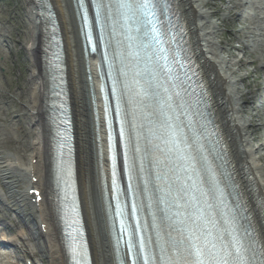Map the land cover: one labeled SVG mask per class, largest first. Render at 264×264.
<instances>
[{
    "label": "bare ground",
    "instance_id": "bare-ground-1",
    "mask_svg": "<svg viewBox=\"0 0 264 264\" xmlns=\"http://www.w3.org/2000/svg\"><path fill=\"white\" fill-rule=\"evenodd\" d=\"M172 2L181 24L179 28L187 43L188 55L196 63L205 88L211 129L224 146L223 157L227 161L226 165L233 179L235 192L243 201V208L246 209L249 225L259 248L264 249V167L256 164L264 161L263 154L257 156V151L260 149L264 151V146L260 145L257 149L250 147L251 138L248 134L250 126L242 119L245 111L239 104L242 95L238 93L235 88L236 81L232 79L233 67L236 66L235 56L213 42L216 31L209 22L211 14L202 11L207 6L208 0H172ZM229 2L234 6L238 5V0H229ZM25 3L28 21L26 50L31 61L32 75V87L26 107L33 128L32 142L29 145L30 161L21 170L20 176H15L16 169L1 168L0 186L2 191L7 192V200L10 204L17 205L20 210L26 206L34 211L35 220L26 239L37 244L38 250L34 256L40 261H46L47 264H67L57 220L58 214L53 207L50 183L52 177L50 121L46 111L47 82L44 77L42 57L45 33L34 1L26 0ZM47 4L56 20L62 43L63 80L74 139L77 195L91 264H114L100 187V178L101 180L104 176L107 178L108 172L105 133L97 91L96 59L83 58L71 0H47ZM246 5L251 6V0H246ZM64 8L69 10L68 23L64 18ZM237 19L248 20L242 14L237 16ZM254 25L255 29L243 28L240 32L251 41V45L243 50L258 51L260 53L258 59L264 69V53H261L263 45L260 41H253V37L258 36L254 31L260 33L262 31L258 23ZM68 34H71L73 50ZM222 51H225V57L222 56ZM86 77H89V82L86 81ZM15 96L18 100L22 98L21 94ZM262 107L264 108V101L258 103V108ZM259 127L264 129V122ZM18 130L22 132L21 128H17ZM146 154L148 155L147 152ZM1 161L3 157H0ZM19 183L26 186L25 192L17 190ZM86 184L90 193L94 228L89 216ZM29 191L39 192L38 203L32 202L33 197L28 195ZM3 219L6 217L3 216ZM5 221L3 222L6 223ZM40 239L43 241L42 246L38 242ZM19 241L23 239L20 238Z\"/></svg>",
    "mask_w": 264,
    "mask_h": 264
},
{
    "label": "rangeland",
    "instance_id": "rangeland-1",
    "mask_svg": "<svg viewBox=\"0 0 264 264\" xmlns=\"http://www.w3.org/2000/svg\"><path fill=\"white\" fill-rule=\"evenodd\" d=\"M25 2L26 0H0V96L3 97L0 98V157H3L0 170L16 169L15 176L22 175L21 170L30 161L29 145L32 142L33 129L26 109L32 75L31 61L26 50L28 21ZM237 4L234 6L229 0H208L202 11L211 14L209 22L216 31L213 42L235 56L236 66L233 67L232 79L236 81L235 88L242 95L239 104L245 111L241 113L242 119L250 126V147L257 149L260 145L264 146V129L259 127L264 122V108H258V103L264 101V69L260 65L258 51L243 50L251 45V41L240 32L243 28L253 30L254 24L258 23L262 33L254 31L258 36L252 39L261 42V53H264V20L261 21L264 18V0H251V6L246 5V0H238ZM68 12L64 8L66 23ZM240 14L248 20H238L237 16ZM68 38L71 42V34H68ZM72 44L73 42L71 47ZM221 54L225 57L226 53L222 51ZM17 94H21L20 100L16 98ZM17 128H21L22 132L17 131ZM257 153V156L264 155L261 149ZM256 164L264 167V161ZM25 187L19 183L17 190L25 192ZM85 192L91 225L94 228L87 184ZM7 197V192L2 191L0 186V243L3 245H0V264H47L34 256L37 254V244L26 240L35 220L34 211L26 206L20 210L17 205L10 204ZM20 238L23 241H19ZM38 242L43 245L41 239Z\"/></svg>",
    "mask_w": 264,
    "mask_h": 264
},
{
    "label": "snow or ice",
    "instance_id": "snow-or-ice-1",
    "mask_svg": "<svg viewBox=\"0 0 264 264\" xmlns=\"http://www.w3.org/2000/svg\"><path fill=\"white\" fill-rule=\"evenodd\" d=\"M113 5L124 21L122 27L126 28V56L134 59L137 65H144L143 68L137 67L133 74V81L138 86L134 95L139 97L138 103L144 107L157 105L153 112L148 113L156 118L159 128L163 130L156 137L160 143L153 145L161 154L155 157L154 164L167 168L164 175L171 173L175 177H169L171 183L165 196L175 192L173 199L177 211L162 218V222L167 221L168 238L164 240L165 246H160L161 256L157 257V264L169 251L174 257L169 260V264H264V249L257 248L256 242L251 239V232L239 223L237 215L229 213L223 219L224 226L218 227L209 215L205 214L198 198L191 192V186L181 177V173H187L190 168L195 171V165L206 162V157L202 155L201 146L193 149V145L197 144L196 139L183 133V121H180V115L177 114L178 109H184L181 93L175 92L178 99L174 100L173 95L168 94L169 89L165 86V81H157L158 73L150 67L155 61L156 66L163 69L165 74L170 71L166 65L159 63L160 60H167L166 55H161L165 51L161 46V38L166 32L157 27L156 21L157 10H167L166 0H113ZM105 6L103 3L97 5L98 9ZM111 6L109 5L110 10ZM116 55L123 63L125 53L121 51ZM118 71L127 76L123 68ZM172 79V76H168V81ZM175 87L176 85H173V88ZM117 114L119 115V112ZM136 151H140L139 147ZM157 178H161L160 173H157ZM187 179L192 177L188 176ZM158 203H166L165 198L158 197ZM143 252L142 245L137 255ZM149 260L150 257H145V264H149Z\"/></svg>",
    "mask_w": 264,
    "mask_h": 264
},
{
    "label": "water",
    "instance_id": "water-1",
    "mask_svg": "<svg viewBox=\"0 0 264 264\" xmlns=\"http://www.w3.org/2000/svg\"><path fill=\"white\" fill-rule=\"evenodd\" d=\"M43 2H44L43 5H45V4H46L45 1H43ZM36 5H37L38 8H42L41 4H39V3H37V2H36ZM39 10H40V9H39ZM39 16H40V14H39Z\"/></svg>",
    "mask_w": 264,
    "mask_h": 264
}]
</instances>
